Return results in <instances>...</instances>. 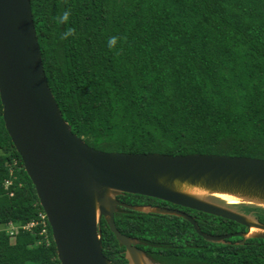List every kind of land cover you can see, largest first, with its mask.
Here are the masks:
<instances>
[{"label":"trees","instance_id":"trees-1","mask_svg":"<svg viewBox=\"0 0 264 264\" xmlns=\"http://www.w3.org/2000/svg\"><path fill=\"white\" fill-rule=\"evenodd\" d=\"M30 1L49 85L73 132L89 145L264 159V0ZM65 10L68 24H57L54 17ZM67 27L76 35L61 39ZM112 36L121 39L109 49ZM117 199L181 208L206 233L247 230L154 197ZM241 204L264 222V207ZM41 213L0 96V264H61ZM115 221L122 233L148 239L150 256L166 264H264V238L211 242L183 217L121 207ZM102 236L104 254L126 264L104 218Z\"/></svg>","mask_w":264,"mask_h":264},{"label":"water","instance_id":"water-1","mask_svg":"<svg viewBox=\"0 0 264 264\" xmlns=\"http://www.w3.org/2000/svg\"><path fill=\"white\" fill-rule=\"evenodd\" d=\"M0 96L6 128L35 185L61 264H113L103 252V218L126 247L129 264H154L117 227L119 205L183 217L211 242L264 238V222L253 213L210 199L226 194L264 207L263 158L106 151L73 132L48 82L30 0H0ZM122 193L231 219L247 230L206 233L183 209L123 203L117 199Z\"/></svg>","mask_w":264,"mask_h":264},{"label":"flooded vegetation","instance_id":"flooded-vegetation-1","mask_svg":"<svg viewBox=\"0 0 264 264\" xmlns=\"http://www.w3.org/2000/svg\"><path fill=\"white\" fill-rule=\"evenodd\" d=\"M217 200H220V199H217ZM121 201V200H120ZM121 202H123V203H127V204H133V205H148V203H139V204H136V203H128L127 201H121ZM170 203V202H169ZM230 203V202H229ZM158 206H164L163 204L162 205H159L158 204ZM235 206H237L240 210H242V211H244V209H243V207H244V205L243 204H241V203H239V204H237V205H235ZM127 208V207H124V206H118V210H119V208ZM168 207H172V206H168ZM176 208H178V207H176ZM237 208V209H238ZM129 209V208H128ZM179 209H181V208H179ZM238 209V210H239ZM117 210V211H118ZM125 235H127V236H129V237H131V238H133V239H135L136 240V243L134 244L138 249H140V250H142L143 251V253H144V255L147 257V258H149L152 262H154V264H166V263H164V262H160V261H157V260H155L153 257H151L150 256V254L148 253V239H146V238H140V237H138V236H134V235H128V234H125ZM120 242V241H119ZM123 245V244H122ZM124 246V245H123ZM121 254L123 255L124 254V256H125V259H126V264H129L130 262L128 261V259H127V249H126V247L124 246V249L123 250H121Z\"/></svg>","mask_w":264,"mask_h":264},{"label":"clouds","instance_id":"clouds-1","mask_svg":"<svg viewBox=\"0 0 264 264\" xmlns=\"http://www.w3.org/2000/svg\"><path fill=\"white\" fill-rule=\"evenodd\" d=\"M70 16H71V11L65 10L62 14H59L56 17H54V20L57 24H68ZM75 35H76V29L73 27H67L65 31L62 33L61 39L67 40L69 37ZM120 39L121 38L117 36L109 37L107 41L108 48L114 49ZM118 54L119 53H117V55Z\"/></svg>","mask_w":264,"mask_h":264},{"label":"rangeland","instance_id":"rangeland-1","mask_svg":"<svg viewBox=\"0 0 264 264\" xmlns=\"http://www.w3.org/2000/svg\"><path fill=\"white\" fill-rule=\"evenodd\" d=\"M210 199H214V200H216V201H219V202H222V203H231L232 205H233V207L234 208H238L237 206H235V205H237V204H239V203H241V200L240 199H238V198H236V197H234V196H228V195H225V196H223V197H221V195H217V194H215V195H211L210 196ZM217 199H220V200H217ZM230 204V205H231ZM248 207V206H247ZM239 209V208H238ZM240 210V209H239ZM240 211H242V210H240ZM242 212H245V211H242ZM251 212H252V210H251Z\"/></svg>","mask_w":264,"mask_h":264},{"label":"built area","instance_id":"built-area-1","mask_svg":"<svg viewBox=\"0 0 264 264\" xmlns=\"http://www.w3.org/2000/svg\"><path fill=\"white\" fill-rule=\"evenodd\" d=\"M40 215H41V217H42L43 219H45V217H46V214H44V213H41ZM43 232H44V230H43Z\"/></svg>","mask_w":264,"mask_h":264},{"label":"bare ground","instance_id":"bare-ground-1","mask_svg":"<svg viewBox=\"0 0 264 264\" xmlns=\"http://www.w3.org/2000/svg\"><path fill=\"white\" fill-rule=\"evenodd\" d=\"M217 195H221V197L225 196L226 194H217ZM229 196V195H228Z\"/></svg>","mask_w":264,"mask_h":264}]
</instances>
